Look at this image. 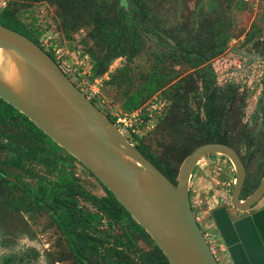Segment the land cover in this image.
<instances>
[{
	"label": "rangeland",
	"instance_id": "obj_1",
	"mask_svg": "<svg viewBox=\"0 0 264 264\" xmlns=\"http://www.w3.org/2000/svg\"><path fill=\"white\" fill-rule=\"evenodd\" d=\"M63 1L0 0L5 2L0 9L11 7L19 12L24 22L45 30L42 43L52 40L61 52H69L66 57L71 66L86 71L75 80L105 113L124 112V101L154 70L167 74L166 88L172 99L180 96V103L177 106L173 103L159 126L152 128L145 138L137 140L132 134L128 138L134 145L146 144L161 162L169 163L176 180L190 149L199 144L183 128H187L190 119H195L196 115L205 121L206 99L196 68L182 59L172 58L167 52L177 48L207 54L209 59L205 64L215 71L217 87L231 96L221 115L220 134L241 154L247 167V185L256 183L264 173V11L259 18L264 0L251 3L252 9L249 6L241 9V0H142L157 17L153 23L158 34H147L146 41L136 51H131L129 59L123 57L106 78L108 69L104 65H99L95 71L90 68L102 55L90 38L91 26L75 27V21L86 19L76 4L71 1L61 4ZM124 2L130 9L137 8L133 0ZM257 20L259 26L252 27ZM78 46L88 51L91 64L88 59L85 62L79 58L74 51ZM98 73L104 78L95 84L96 79H101H93ZM173 84H179L178 93L174 92ZM147 98L144 92L143 99ZM55 156L61 160L67 158L62 150ZM9 160L10 150L0 148V168L35 188L46 177L56 179L63 167L60 164L56 170L35 163L22 170L10 166ZM66 160L67 170L68 166L74 169L90 192L99 196L106 194L101 183L83 165L71 158ZM53 169V173L49 172ZM193 174L189 184L191 203L200 225L209 228L214 225L212 211L219 205H229L236 176L234 165L226 156L214 153L202 158ZM80 204L95 209L89 202L80 200ZM99 228L98 234L111 242H114V236L123 232L118 224L112 228L107 218ZM217 240V257L224 262L219 253L224 242L220 237ZM137 241L141 251L151 252L154 248L151 241L144 242L141 238ZM70 252L51 216L34 206L19 188L0 178V263L4 264L6 256H13L10 264H77Z\"/></svg>",
	"mask_w": 264,
	"mask_h": 264
},
{
	"label": "water",
	"instance_id": "obj_2",
	"mask_svg": "<svg viewBox=\"0 0 264 264\" xmlns=\"http://www.w3.org/2000/svg\"><path fill=\"white\" fill-rule=\"evenodd\" d=\"M2 10V9H0ZM0 97L90 170L130 212L171 264H220L191 205L189 184L198 162L222 154L234 165L233 208L247 210L264 198V175L242 198L247 168L239 152L220 142L195 148L184 159L177 182L168 178L61 69L39 44L0 23ZM228 246L241 240L234 264H264V209L237 221L214 211ZM234 229L241 239H234Z\"/></svg>",
	"mask_w": 264,
	"mask_h": 264
},
{
	"label": "trees",
	"instance_id": "obj_3",
	"mask_svg": "<svg viewBox=\"0 0 264 264\" xmlns=\"http://www.w3.org/2000/svg\"><path fill=\"white\" fill-rule=\"evenodd\" d=\"M70 1L77 5V9H81L86 19L75 21L74 26L80 28L83 25H90V38L95 43L96 49L102 54L94 66L90 67L92 70L94 68V71L99 65H104L105 68L109 69L112 62L117 58L126 57L129 59L131 51H136L146 41L147 34L153 32L158 34L153 23L157 17L151 14L150 7L142 0H133L137 5V8L133 9L129 8V4L124 2L125 0H64L61 4H67ZM250 5V2L240 1L241 9L247 6L251 8ZM263 11L264 8L259 13L260 19ZM259 22L257 20L255 24H252V27H258ZM0 23L19 31L41 46V37L45 30L36 24L29 25L24 22L19 16V12L11 7L4 6L0 11ZM78 50L81 51V57L87 56V62L91 64L88 51L82 46H78L74 51ZM46 51L55 60L53 52L48 49ZM167 53L172 58L182 59L196 68L197 77L201 81L206 99L205 121L196 115L195 119H190L188 127L183 128L187 135L189 132L192 138L199 142V144L193 145L188 154L201 144L208 142H220L232 146L231 143L227 142V138L220 134L223 121L221 115L223 110L226 111L227 100L231 96L222 93V88L217 87L215 71L209 64H205L209 56L199 51L178 50L177 48H171ZM193 53H195L194 57L192 56ZM97 77H101V73H98L97 76L94 75L93 79ZM72 80L80 87L75 77ZM168 82L167 74L158 69L154 70L148 75L145 82L124 101V110L133 111L153 95L160 93L167 101V105L161 115H156L153 129L157 128L172 104L177 106L180 103V96L171 98L172 94L169 93V88H166ZM178 85H172L175 93H178ZM144 92L147 93L148 98L146 100L143 99ZM106 115L109 118L112 117L113 122L116 121V117L112 113H106ZM153 129L132 135L137 140H142ZM180 131L182 132L179 128L178 132L180 133ZM0 137L3 138V140L0 139V148L10 150V160L8 161L10 166L27 170L28 165L33 166L38 163L57 170L60 164L63 165L59 169L56 179L46 177L38 183L36 188L23 184L19 178L11 176L9 172L1 168L0 178L19 188L25 196L32 200L34 206L51 216L68 243L70 253H72L77 264H171L146 230L90 170L38 128L26 115L1 97ZM135 146L168 178L174 183L177 182L169 163L161 162L146 144L138 143ZM59 150L64 151L67 158L76 160L91 172L101 183L106 194L99 196L90 192L80 182V176L74 169L68 166L67 170V158L61 160L59 156H55ZM54 170H49V172L53 173ZM263 175L264 173L260 175L254 185L250 186L247 185L248 178H246L242 198L257 188ZM80 200L89 202L95 209L84 208L81 206ZM105 218L108 219L112 228L115 224L123 228L121 234L114 236V242L105 240L98 234L99 227ZM138 238L144 242L151 241L154 244L153 250L151 252L141 251ZM12 261L13 256L4 258V264H10Z\"/></svg>",
	"mask_w": 264,
	"mask_h": 264
},
{
	"label": "built area",
	"instance_id": "obj_4",
	"mask_svg": "<svg viewBox=\"0 0 264 264\" xmlns=\"http://www.w3.org/2000/svg\"><path fill=\"white\" fill-rule=\"evenodd\" d=\"M245 1L250 3H254V2L257 3L256 0H245ZM4 4L5 2H0V6L3 7ZM41 46L53 52L56 62L69 77L74 78L76 76H80V75L82 76V74L86 73V71H83L82 67L73 68L70 62H68L69 58L66 57V55H68L69 52H61L60 49L56 48V44H54L52 40L50 41V43H48L46 40L41 44ZM76 52L78 53L79 58H81L82 61L86 62L87 56L81 57L80 50ZM121 59L122 58L120 57L112 62L108 71L104 75L105 78L111 71H113L118 66ZM104 77H101V79H96L95 84L98 83L100 80H102ZM96 93L97 92L94 90V94ZM166 105H167V101L161 96L160 93H157L153 95L143 105H141L139 108L133 111H124L122 113L113 114L116 117L115 123L128 137L130 136V134L133 133L137 134V133L146 132L154 128L156 115L157 114L161 115ZM203 233L213 253L215 254L218 260L217 257L218 254L217 251L219 249L218 240H217L218 237H217V233L213 228V225H211L209 228L205 227V231Z\"/></svg>",
	"mask_w": 264,
	"mask_h": 264
},
{
	"label": "flooded vegetation",
	"instance_id": "obj_5",
	"mask_svg": "<svg viewBox=\"0 0 264 264\" xmlns=\"http://www.w3.org/2000/svg\"><path fill=\"white\" fill-rule=\"evenodd\" d=\"M92 100V98H91ZM93 101V100H92ZM94 102V101H93ZM96 104V102H94ZM97 105V104H96ZM98 106V105H97ZM99 107V106H98ZM106 114V113H105ZM193 176V174H192ZM263 177V176H262ZM247 178V177H246ZM262 179V178H261ZM235 180H236V176H235ZM235 184V183H234ZM245 185V183H244ZM244 188V187H243ZM190 189V188H189ZM233 189H234V186H233ZM233 192V190H232ZM243 192V191H242ZM232 195V193H231ZM248 196V195H247ZM245 196V197H247ZM244 197V198H245ZM231 198V197H230ZM190 199H191V194H190ZM262 202V203H261ZM259 203H261L259 205ZM192 205V208H193V204L191 203ZM259 205V206H258ZM264 209V199L258 201L257 203H255L254 205H252L251 208L247 209V210H238L236 208H233L231 203H230V200H229V205L227 204H222V205H219L217 208H215L213 211H212V216H213V221H214V225H213V228L215 230V232L217 233L218 237L222 238L223 240V245H222V249L219 251L220 253V256L224 257L225 261L224 262H220L219 260V263L220 264H234V261H233V255L234 253L237 251L238 252V256L237 258L240 259V253L244 256L245 259L249 260L248 256H247V252L245 251V249H247L242 243H241V240L238 241V242H234L232 245L228 246L227 243L224 241L223 237H222V233L220 231V228H219V225L218 223L216 222L215 218H214V211L215 210H220V213L221 215L224 217L225 215H227V217L229 216L230 217V220L235 224L237 221L239 220H242V219H245V218H249L251 217L254 213L260 211ZM194 210V209H193ZM195 213V212H194ZM196 215V214H195ZM196 218H197V221L199 222V225H200V220H199V217L196 215ZM202 231L204 232L205 231V227H202L200 225ZM234 239H232V241H235V239H241L240 238V234L238 232V230L234 229ZM240 252V253H239Z\"/></svg>",
	"mask_w": 264,
	"mask_h": 264
},
{
	"label": "bare ground",
	"instance_id": "obj_6",
	"mask_svg": "<svg viewBox=\"0 0 264 264\" xmlns=\"http://www.w3.org/2000/svg\"><path fill=\"white\" fill-rule=\"evenodd\" d=\"M2 59V51H1V48H0V60Z\"/></svg>",
	"mask_w": 264,
	"mask_h": 264
},
{
	"label": "clouds",
	"instance_id": "obj_7",
	"mask_svg": "<svg viewBox=\"0 0 264 264\" xmlns=\"http://www.w3.org/2000/svg\"><path fill=\"white\" fill-rule=\"evenodd\" d=\"M82 90V89H81ZM194 175V174H193ZM219 262V261H218Z\"/></svg>",
	"mask_w": 264,
	"mask_h": 264
},
{
	"label": "crops",
	"instance_id": "obj_8",
	"mask_svg": "<svg viewBox=\"0 0 264 264\" xmlns=\"http://www.w3.org/2000/svg\"><path fill=\"white\" fill-rule=\"evenodd\" d=\"M214 223V222H213Z\"/></svg>",
	"mask_w": 264,
	"mask_h": 264
}]
</instances>
